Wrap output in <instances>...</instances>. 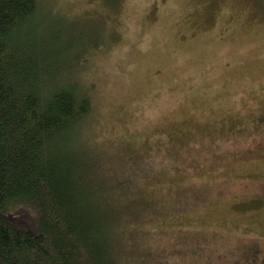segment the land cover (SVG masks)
I'll list each match as a JSON object with an SVG mask.
<instances>
[{
    "label": "rangeland",
    "instance_id": "obj_1",
    "mask_svg": "<svg viewBox=\"0 0 264 264\" xmlns=\"http://www.w3.org/2000/svg\"><path fill=\"white\" fill-rule=\"evenodd\" d=\"M37 1L58 70L92 100L80 141L107 183L151 166L162 212L190 202L149 221L167 251L196 235L234 264L264 242V0Z\"/></svg>",
    "mask_w": 264,
    "mask_h": 264
},
{
    "label": "trees",
    "instance_id": "obj_2",
    "mask_svg": "<svg viewBox=\"0 0 264 264\" xmlns=\"http://www.w3.org/2000/svg\"><path fill=\"white\" fill-rule=\"evenodd\" d=\"M44 21L37 0H0V264L227 262L206 254L196 235L179 233L184 245L167 251L149 221L172 219L190 202L179 194L162 212L151 166L120 188L108 184L98 155L80 141L92 100L69 80L72 69L58 70L67 56ZM249 246L233 253L234 264H264V242Z\"/></svg>",
    "mask_w": 264,
    "mask_h": 264
}]
</instances>
